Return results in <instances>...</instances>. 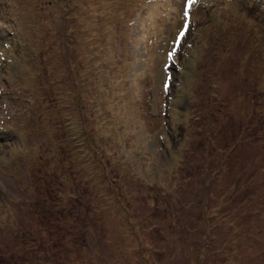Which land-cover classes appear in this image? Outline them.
Listing matches in <instances>:
<instances>
[{"label": "rangeland", "instance_id": "1", "mask_svg": "<svg viewBox=\"0 0 264 264\" xmlns=\"http://www.w3.org/2000/svg\"><path fill=\"white\" fill-rule=\"evenodd\" d=\"M0 145V264H264V0H0Z\"/></svg>", "mask_w": 264, "mask_h": 264}, {"label": "trees", "instance_id": "2", "mask_svg": "<svg viewBox=\"0 0 264 264\" xmlns=\"http://www.w3.org/2000/svg\"><path fill=\"white\" fill-rule=\"evenodd\" d=\"M209 143L211 144V139H209ZM208 143V146L210 145ZM202 145H205L204 143H202ZM209 149H207L206 147H204V148H202L201 150H206L207 151V153H206V157H210V156H212L213 154H212V152H211V147L209 146L208 147ZM216 153V152H215ZM214 153V154H215ZM218 154H221V153H219V152H217ZM205 157V158H206ZM225 158H226V156H225ZM225 158L221 161V162H219V168H217L216 170L214 169V168H212L211 166L210 167H207V174L209 175V182H214L215 181V179L217 178V176L219 175V171L220 172H222V170H221V165L224 163V161H225ZM220 161V160H219ZM221 164V165H220ZM224 172V171H223ZM222 172V173H223ZM206 174V178L208 177V175ZM249 187V185H246V184H244V181H243V184L241 185V187L239 188V187H236V189H235V191H234V193H233V195H235V196H237V195H240V200H238V198H236V200L237 201H241V203H242V201L243 202H245L246 203V200H245V198L248 196V193L250 192V190L252 189V188H248ZM236 190H239V191H237L236 192ZM254 190V189H253ZM162 195V197H163V194H161ZM166 197H168V196H166ZM235 203H237V202H235ZM239 209V208H238ZM49 218H47V220H48ZM48 234V233H47ZM25 243H22V245L19 247V248H22V250L24 251L25 250V252H28V251H30L31 253H32V255L33 254H35V250H37L38 249V244L36 243V242H33V243H26V246H23ZM47 248V247H46ZM45 251V255H47V251H48V248H47V250L45 249L44 250ZM37 261V260H36ZM36 261H35V263H36ZM34 263V264H35Z\"/></svg>", "mask_w": 264, "mask_h": 264}, {"label": "snow or ice", "instance_id": "3", "mask_svg": "<svg viewBox=\"0 0 264 264\" xmlns=\"http://www.w3.org/2000/svg\"><path fill=\"white\" fill-rule=\"evenodd\" d=\"M190 2H191V3H195V0H190ZM183 28H184V30H182V31L179 33L178 37L176 38V39H177V42H179V41L184 37L185 32H186V30H187V24H185V25L183 26ZM174 53H175V49H174L173 52L170 53L169 55H170V56H171V55H174Z\"/></svg>", "mask_w": 264, "mask_h": 264}, {"label": "bare ground", "instance_id": "4", "mask_svg": "<svg viewBox=\"0 0 264 264\" xmlns=\"http://www.w3.org/2000/svg\"><path fill=\"white\" fill-rule=\"evenodd\" d=\"M1 146V145H0Z\"/></svg>", "mask_w": 264, "mask_h": 264}]
</instances>
